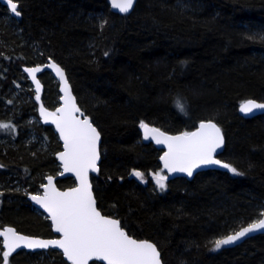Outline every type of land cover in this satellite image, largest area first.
Masks as SVG:
<instances>
[{
  "label": "trees",
  "instance_id": "trees-1",
  "mask_svg": "<svg viewBox=\"0 0 264 264\" xmlns=\"http://www.w3.org/2000/svg\"><path fill=\"white\" fill-rule=\"evenodd\" d=\"M109 1L19 0L20 18L0 4V123L11 126L0 128V229L56 237L27 196L47 173L60 189L75 185L59 176L58 135L29 121L37 102L12 96L16 80L29 83L23 67L53 59L101 134L91 182L104 215L154 243L163 264H264V234L232 248L211 243L264 211V114L239 113L249 99L264 102V0H137L130 14L114 13ZM40 78L43 103L55 109L58 83L49 72ZM202 121L220 127V158L242 174L207 170L161 189L152 175L166 176L163 150L143 143L141 122L177 134ZM3 252L0 239V264ZM8 263L69 264L57 250L21 251Z\"/></svg>",
  "mask_w": 264,
  "mask_h": 264
},
{
  "label": "snow or ice",
  "instance_id": "snow-or-ice-1",
  "mask_svg": "<svg viewBox=\"0 0 264 264\" xmlns=\"http://www.w3.org/2000/svg\"><path fill=\"white\" fill-rule=\"evenodd\" d=\"M10 5V11L15 16H20L18 10L19 0H6ZM134 0H112V6L120 12H128L133 6ZM264 39V37H261ZM63 82L65 92L64 107L58 109V117L41 109V115L47 122L49 116H53L52 122L56 124L62 139L65 151L60 153L64 170L74 172L80 181V187L69 192H58L52 186V178H48V185L43 196L34 195L32 200L41 205L51 215L55 224V231L62 233L63 239L40 240L31 239L18 235L9 228L0 232L4 237L7 251L2 253V264H8V257L17 248H48L56 247L63 250V254L72 264H88L90 259L106 261L107 264H160V254L154 244L147 241H137L130 238L121 228L117 220L106 218L96 208L95 200L88 183L87 173L89 170L97 171L99 153L97 150L100 134L92 126L87 118L79 119L75 113L80 112L71 97L68 81L64 72L57 65L52 64ZM39 67L25 69L36 83V92L40 91V83L35 73ZM39 100V95L36 96ZM181 111L184 110L182 102L178 103ZM264 110V103L248 100L240 106V111L250 114L254 110ZM82 115V113H81ZM9 124L0 123V128H9ZM141 127L146 133H154L153 138L158 144L166 143L168 152L162 158L164 167L169 172H186L192 175L193 169L201 165H219L236 175H241L237 168L227 162L215 158L216 150L221 148L224 138L221 129L212 122L201 123L199 131L184 133L180 136H166L155 128H149L144 122ZM136 177L143 179L139 171L133 173ZM166 176L157 174L156 183L161 189L165 187ZM260 216L264 217V211ZM264 230V218H257L251 223L243 226L233 233L223 236L211 243L215 249L224 245H230L245 237L249 233Z\"/></svg>",
  "mask_w": 264,
  "mask_h": 264
},
{
  "label": "water",
  "instance_id": "water-1",
  "mask_svg": "<svg viewBox=\"0 0 264 264\" xmlns=\"http://www.w3.org/2000/svg\"><path fill=\"white\" fill-rule=\"evenodd\" d=\"M118 2H119V0H118ZM136 2H137V0H134V3H133L132 8H131L128 12H126V13H124V12H120L118 8H114V7L112 6V0L109 1V4H110V8H111V10H112L114 13H117V14H130V13L133 11V9H134V7H135V5H136ZM0 4H2L3 6H5V7L9 10V12L11 13V11H10V5H8V4L6 3V0H0ZM18 10H19V6H18ZM11 16H12V17H16V18H20V16L17 17V16H15L13 13H11ZM52 64L57 65V66H58L60 69H62V71L64 72V76H65L66 80L68 81V87H69V89H70L71 97L74 99L75 104H76V107H78V108L80 109V112L75 113V115L77 116V118H79V119L87 118V119L90 121V123L92 124L93 127L96 128V126L93 124L91 118H90L89 116H87V115L85 114V112L82 111V109L79 107V105H78V103H77V100H76V97H75V95H74V93H73V90H72L71 84H70V82H69V80H68V77H67L66 71H65V70H64V69H63L58 63H56L53 59H48V61H47L46 63H44V64H38V65H34V66H25V67H23V72H24V74L27 76V78L29 79V82L33 85V87H34V91H35V93H36V96L39 95V100L36 99V102H37V104H38V116H39V118H40L41 124H42L43 126L51 127V128L54 130V132L58 135L59 141H60V143L62 144V149H61V151H59V152L56 154L57 162H58V164L60 165V168H61V173H60L59 176H60L61 178H68V177L73 178L74 181H75V185L72 186V187H70V188H67V189H60V188H58V186H57V184H56V179H55L54 176H48V178H49V177L52 178V186H53L58 192H69V191H71V190L74 189V188H78V187H80V181H79V179L77 178V176H76V174H75L74 172H67V171L64 170L63 161L59 158V157H60V153H62V152L65 151V149H64V140L62 139V137H61V135H60V132H59V130H58L57 127H56V124L52 122V120H53L54 117H53V116H49V117H48V120H47V122H46L44 116L41 115V109L43 108L44 111H46V112H48V113H53V114H55L56 117H58V116L60 115V113H59L57 110L60 109V108H62V107H64V104H65V92L62 90L63 87H64V85H63V82L60 80V77L57 75L55 69H54L53 67H51ZM36 67H39V68L41 69L39 72H36V73H35L36 79H37V80L39 81V83H40V91H39V93L36 92V83H35V81L32 79V76L29 74V72L25 71V69H31V68H36ZM45 72H49V73L53 76V78L55 79V81L58 83V91H59V94H60L59 105H58L54 110H53V109H49L48 107H46V106L44 105V103H43V99H42L43 92H44V85H43V83H42V81H41L40 76H41L42 73H45ZM249 100H253V99H249ZM247 101H248V100H247ZM253 101H255V102H257V103H264V102H259V101H256V100H253ZM245 102H246V101H245ZM243 103H244V102H243ZM243 103H242V104H243ZM242 104H241V105H242ZM241 105H240V106H241ZM240 106H239V109H240ZM81 113H82V115H81ZM239 113H240L241 116H243V117H245V118H252V117H255V116H258V115H263V114H264V110L257 109V110H254L252 113L247 114V115L244 114V113H242V112L239 110ZM207 122H212V123L216 124V123L213 122V121H202L201 123H207ZM201 123H199V125L197 126V128H196L195 130H193L192 132L199 131V129H200V124H201ZM146 125H148L149 128H155V129H158L159 131L163 132L166 136H173V137H174V136H180V135L184 134V133L170 134V133H167V132L162 131L161 129H159V128H157V127L151 126V125H149V124H146ZM216 125H217V124H216ZM217 126H218V125H217ZM218 127H219V126H218ZM219 128H220V127H219ZM96 130L98 131L97 128H96ZM98 132H99V131H98ZM190 133H191V132H190ZM99 134H100V132H99ZM141 134H142V141H143V143H152L155 147H157V148L163 150V153H162V156H161L160 161H161L162 169L167 173V176H166V177H167V179H166L167 181H170V180H172V179H174V178H176V177H185V178H187L188 180H190V179L194 178V176H195L197 173H199V172H203V171H207V170L229 171L228 169L223 168V167H220L219 165H201L200 167H197V168H194V169H193V173H192L191 176H189L186 172H169L168 169L164 167V160L162 159V158L165 156V154L168 152V146H167V144H166V143L158 144V143L156 142V139L153 138L154 133H152V132H148V133H146L145 130H144L142 127H141ZM221 134H222V136H223V138H224V135H223L222 131H221ZM101 143H102V138H101V134H100V139H99V141H98V145H97V150H98V153H99V160L97 161V169H98V170H97V171H92V170H89V171H88V173H87L88 183H89V185L91 186L90 190H91V193H92L93 199L95 200L96 208H97V210L100 212V214H101L102 216L106 217V218H110V219L117 220V221L120 223V225H121V222H120L119 219H117V218H115V217H111V216H106V215H104V214L102 213V211L98 208L97 201H96V198H95V194H94V191H93V185H92V182H91V176H92V175H96V174L99 173V167H100V163H101ZM224 145H225V138H224V143H223L222 147L219 148V149H217V150H216V153L214 154L216 159L221 160L220 155L222 154V152H223V150H224ZM221 161H222V160H221ZM222 162H223V161H222ZM48 178L46 179L45 184L42 186V193H41V194L29 193L28 196H27V199H28V201L31 203V205H32L36 210H38L39 212H41L43 215H45V216L47 217V219H48L49 222L51 223V227H52V230H53L54 234L57 235V236H56V237H53V238H42V237L28 236V235H24V234L18 232V231L16 230V228H14V227H12V226H6V227H4V228L0 229V232H2V231H6L7 229L11 228V229H13V231H14L15 233H17L18 235H22V236H25V237H28V238H31V239H40V240H56V239H63V235H62V233H57V232L55 231V224H54L53 221H52V218H51L50 213H49L48 211H46L41 205L37 204V203H36L34 200H32V198H31V197L34 196V195H39V196H43V195H44V193H45V188H46V186L48 185ZM261 218H264V217H261ZM121 228H122V226H121ZM122 230L127 234V232L125 231V229L122 228ZM258 234H264V230H258V231H255V232L249 233L248 235H246L245 237H243V238H241L240 240L236 241L235 243L230 244V245H224V247H225V248H232V247H235V246H237V245H240V244H241L242 242H244L247 238H250V237L255 236V235H258ZM127 235H128V234H127ZM128 236H129L130 238L136 239V238H134V237H132V236H130V235H128ZM0 239L2 240V246H3V248H4V251H7V248L5 247V244H4V237H3V236H0ZM136 240H137V241H147V242L152 243L151 241H148V240H140V239H136ZM152 244H154V243H152ZM154 246L157 248V246H156L155 244H154ZM49 250H57V251L61 252V254L63 255V259H64L67 263L72 264V262L69 261V260L67 259V257L63 254V250L60 249V248H56V247L31 249V248H26V247L21 246V247L17 248L14 252H12L11 255H10L9 257H11V256H13V255H15V254H17V253H19V252H21V251L34 253V252H47V251H49ZM157 250H158V252H159V254H160V256H159V258H160V264H163V261H162V258H161V253H160V251H159L158 248H157ZM92 262H98V263H101V264H107L106 261L98 260V259H95V258L90 259V260L88 261V264H91Z\"/></svg>",
  "mask_w": 264,
  "mask_h": 264
},
{
  "label": "rangeland",
  "instance_id": "rangeland-1",
  "mask_svg": "<svg viewBox=\"0 0 264 264\" xmlns=\"http://www.w3.org/2000/svg\"><path fill=\"white\" fill-rule=\"evenodd\" d=\"M8 17H11V13L9 12V10H8ZM25 77H26V80H28V78H27L26 75H25ZM12 92H13L12 93V96L13 97L15 96L16 98H19L18 105L20 103H22V101H24V100H25V102L36 101V93L34 91L33 85L30 82L27 83L25 80H16L14 82V85H12ZM59 98H60V96H59ZM29 115H30L29 121H30L31 124H40L41 123L38 114L35 115L34 113H30ZM9 116H8L9 118L12 117V112H10V115ZM30 138L32 139V141L37 142V143L40 142L39 140H42L41 139L42 137L39 136V135H37L36 130L33 131L32 136ZM0 140H1V142H6V139L1 138ZM42 144H43V148H46V145L44 144L43 141H42ZM48 176H52V175L49 174V173L45 174L44 175V178H43L44 179V182L42 180V182L40 181L38 183V185H40V186L38 188H36L37 189L35 191L36 194H41L42 193V186L45 184L46 179L48 178ZM152 176H153L154 181L156 182V176H157V174H153ZM19 189H23V188L20 186ZM24 191H26V190L24 189ZM26 194H28L27 191H26Z\"/></svg>",
  "mask_w": 264,
  "mask_h": 264
},
{
  "label": "bare ground",
  "instance_id": "bare-ground-1",
  "mask_svg": "<svg viewBox=\"0 0 264 264\" xmlns=\"http://www.w3.org/2000/svg\"><path fill=\"white\" fill-rule=\"evenodd\" d=\"M48 252V251H47Z\"/></svg>",
  "mask_w": 264,
  "mask_h": 264
}]
</instances>
